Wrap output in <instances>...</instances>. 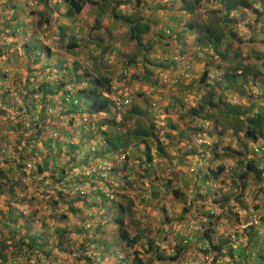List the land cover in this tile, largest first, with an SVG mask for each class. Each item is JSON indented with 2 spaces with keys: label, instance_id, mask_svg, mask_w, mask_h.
<instances>
[{
  "label": "trees",
  "instance_id": "trees-1",
  "mask_svg": "<svg viewBox=\"0 0 264 264\" xmlns=\"http://www.w3.org/2000/svg\"><path fill=\"white\" fill-rule=\"evenodd\" d=\"M44 1L46 0H40L43 5H45ZM60 1L67 9L65 18H68L71 14L78 15L86 4H93L96 7L102 6L103 8L106 7V9H109L112 21H118L126 26V40L131 44L132 51L127 55H122V53L119 54V51L113 47L114 43L109 42V46L101 48L99 58H102L104 53L107 55L116 53L121 63L119 75L123 78L127 77L126 71L129 67L140 64L142 70L139 81L142 84L146 83L152 88L159 87L153 79V76H155L153 69H164L169 63L166 65V61L157 60L154 56L150 57L153 51L152 44L148 39H144L146 33L150 29L147 21H139L134 15L124 17L120 14V10L117 9L118 5L112 4L110 0H94L93 3L91 0ZM207 1L210 0H181L184 5H188L185 7V10L192 16L196 14L197 9H204V5L207 4ZM216 1L219 6L218 11L211 12L214 13L213 16L192 19L191 23L186 27L187 30L193 31L191 35V37L193 36L191 39L192 46H196V51L203 52L200 54L195 51L196 54L191 56L192 63L190 65L187 64L186 67L189 68V71H195L201 68V73L197 80H191L187 83L185 80V85L181 87L178 84L174 85V87L177 88V94L172 95L168 103V109L173 112V114L170 116L167 115L168 117L165 114L167 120L163 127H161L162 123H152L151 117L148 116L149 109L151 108L155 112L157 111V107L155 106V100L150 101L146 97L147 95L145 96L142 88L143 86H136V91L134 95H131V98L123 96V94H113L110 79L105 77V71L103 73L102 70L104 68L98 63L100 60L92 59L91 55L87 57L86 61L90 64L89 69H92V77L85 82L84 78L89 77V75H87L85 71H82L83 73L81 76L74 78L72 82L69 81L67 86L69 85L70 87L62 91L61 97H59V105L63 106L68 104V106L63 107V109H65L63 115H65V112H84L88 115L105 113L109 115L95 123L88 122L87 126L90 129L89 132L94 131L97 138L104 139V142L108 146V149L105 151L106 156L110 154V151H116L117 149H119L117 151L119 155L123 154L118 169L111 168L110 173H107L108 177L112 176L111 179L115 178L116 186L112 184L114 180H111L108 184L109 178L105 177V175H100V167L104 166L103 162H105L103 159V149L100 150L99 154L91 153L93 151L83 154L81 149V140L84 139V137H82V126L79 127L80 132H82L78 140V142L80 141L79 145L72 142L67 143L63 140L68 138L69 134L66 128L62 127L63 129L60 130L54 138L45 140L43 146L48 153L41 157L40 162L31 163L34 169L31 175L38 177L46 173V176L44 175L41 178L38 177L41 186L39 194L42 197H45V188L48 186L45 184V180H48L50 184H52V188L55 186L48 203L52 212H55V210L60 209L62 206L64 212L77 216L83 209L90 218L80 219L74 226L72 225L68 227V229H66V227H57L54 230L53 239L49 242L46 234L31 228L21 211L10 208L6 213L5 222L1 224L2 227H9L12 230L9 229L10 233L8 237L2 238L0 236V264H45V262L47 264H59L56 263L57 257L54 255L53 250L58 251L57 253L55 252L57 255L62 254L61 252L71 255L74 261L73 264L82 261L85 264H98L106 257H109V255L117 259V264H120L123 260L122 257H119L117 254V247H119L120 250H122L123 247L132 250L131 264H143L142 257L139 253L140 251L145 252V254H150L148 260L150 259L156 262H173L181 256L189 241L184 239L182 235L178 236L174 234L177 240L174 242L176 245L173 246L172 255H163V252L158 249L153 240L141 234L143 229H136L139 224L133 217L134 213L131 210L132 202L129 196L122 192L134 194L135 197L139 199L138 201L140 203L145 202L147 205H149V200L151 202L152 200L156 201L155 203H157L160 197L169 202L173 199L172 195H175V198H179L180 203L185 200L184 197L177 196L180 194V191L172 190V185H175V182L184 181V179L179 178L176 180L173 178L172 180L170 176L166 174L164 168L159 165L158 158H164L166 154L163 152L158 139H156L157 137H155L156 135L154 132L158 131V129L168 130L167 133L163 134L167 140H171V136L169 135L171 131L177 136V140L180 141L183 139L182 137H184V130L198 133L197 137H200V135L204 136L205 132L206 134L209 133L208 130L205 131L204 124L201 123L198 127L196 126L190 129L185 128V126L181 125L184 120L193 123L194 120L198 119L199 121L205 122L206 125L209 123L211 129L218 127L217 129L223 132L231 129L229 127L230 125L221 123L216 117L213 118L212 114L215 112L220 117H225L227 119L232 117V120L235 118L236 121H233L234 126H231L232 129L230 131L233 132V134L240 133L242 138L241 151H227L226 149L222 151V157L226 158H242L246 153V142H256L257 139H264V112L252 111V104L247 105L245 108L230 107L229 103L225 102V100H228L225 99L228 95L224 96L225 91L231 90V88L235 90L237 96H240L243 93V88L247 84L253 83L258 85V87L264 86V37L258 40H255L253 37L256 33L259 34L260 30H264V0ZM237 11L240 12V14H245L246 19L249 21L248 24H244L249 31V36L246 38H241L238 33H235L236 28L234 22L230 18V14L231 12ZM203 13H205V11ZM48 19H45V23L48 22ZM94 23V28H96V21ZM63 28L64 27H58L59 34L57 44L61 46L62 42L67 40L64 49L69 52L75 49L76 45L74 39L69 37V33L66 34L62 32ZM187 30H185V33L189 32ZM108 35L109 34H107V36ZM259 35L264 36V34ZM99 40L97 36L93 39L96 47H100ZM186 42L187 41L182 39L178 43L183 46V44H187ZM257 45L258 48L263 49V52L253 55L251 47ZM24 47L26 48L24 51L26 54H34L31 61L35 64L38 61L35 54L38 55L40 48L29 44ZM44 50L46 52L44 56L48 57L49 49L45 47ZM216 63L224 65L223 69L225 73L222 76L224 79L223 83L219 81L207 82V67L209 65L215 66ZM76 69V65L73 64L71 69L73 77L77 76L75 74ZM185 71L186 70H184V76L186 77L188 74H186ZM236 72H238V74H235ZM174 74H176L175 77H177L178 73ZM134 76H128L130 84L135 83L134 80L136 78H134ZM175 80L178 81V77ZM82 82L85 84L84 88L70 94V91L74 88L73 86H76L77 83L82 84ZM65 86L66 84L61 82L55 84V88L58 91L62 90ZM32 93L40 94L41 97L52 94L51 92H44L40 86L36 88L35 91L30 90L27 94L31 95ZM55 93L53 94L56 95ZM182 93H194L195 95L193 104L188 107V110H183L180 106L183 97ZM113 95L117 99V104L110 98ZM160 96L161 94L158 93L159 99ZM1 102L2 106L8 105V103L3 100H1ZM137 102H139V104H137ZM29 106V108H25V114L28 120L27 122L29 123L28 128L33 130V137L29 139L30 141H28L26 145L29 144V142L35 144L37 140L39 141L42 136L40 134L44 131H56L55 127L46 124L45 127L41 129L38 125V121L40 117L45 118L42 115L44 112L40 110L36 113L35 105L32 102ZM82 106H84L83 109H81ZM109 108L119 113L116 111V113H109ZM165 113H167V109ZM116 115L120 117L118 122L115 121ZM34 117H36L35 120ZM65 121L69 126L73 118ZM15 125V127L19 129L25 128L19 123H15ZM26 130L25 128L24 131ZM117 132L118 134H115ZM91 137L92 134H89L84 140L88 145ZM61 146H63L67 155L71 154L66 161L67 164L65 165L64 161L63 166H60L57 161V158L63 152L60 151ZM150 146L156 151L155 155L150 154ZM262 147H258V151H264ZM124 148H127V150H124ZM54 149L56 153H54ZM127 151H135V157H132L135 164L132 163L133 165H131L130 162L128 163V157L126 156ZM192 152L194 156H198L199 160H201L204 155H210L212 159L219 158L215 150H211L210 152L203 150ZM38 153L37 147L33 146L28 155L31 158H35ZM89 153L90 155H88ZM178 157L183 158L184 154H180ZM109 161L110 163L115 162L112 160ZM259 162L260 160L258 159H247L244 164V170L239 174L238 181H230V184L235 186V193L223 195L218 199L213 198L211 200V205L217 204L222 208L223 212H226L225 210L228 209H226L227 206L225 207V204L233 201L238 204L240 208L244 209L245 206L242 204L241 197L243 188L245 187L244 184L246 183L245 178L250 174L249 177L253 183H257L260 180L262 171L257 167ZM237 163L241 165L240 161H237ZM16 167L20 169L18 168L20 167L19 164H17ZM17 171L20 174L19 177L24 175L23 173L21 174V171ZM222 171L223 166L221 165L217 166L214 171L209 169L206 174L202 175V178L200 177L201 181L203 180L206 182L209 178H211L210 180L218 179ZM7 172L11 173L9 169ZM117 172L120 173V176H118ZM2 178L5 179V176L0 172V180ZM192 178L195 181L196 176H192ZM2 184L4 185V183H0V194L5 193L12 195L11 187L8 188V191H3ZM58 185L61 187L59 188ZM56 186L58 189H56ZM107 188H109V192L106 191ZM116 188H118V193L114 192ZM22 192L23 190L19 186L16 193V201H12L11 197L9 202H14L24 207L37 200L35 196H30L29 198L25 197ZM154 207H158L157 209L155 208V212L158 216L164 212V206L155 205ZM146 208L148 207H145V209ZM257 209V206L253 208V215H255V217L257 216L254 221L258 223L259 227L264 228V214L256 212ZM186 212H188L187 208L182 207L176 221L182 219ZM207 213L210 214L212 218L210 209H208ZM224 215L228 216L227 213H223V216ZM65 218L66 215H63L59 219L64 221ZM163 218H165V221L161 224L167 222L169 225L170 222H173L167 219V217ZM208 220L209 218L207 217V219H205V221H207L205 223L207 227L202 230L201 236L195 239L193 238L195 251L203 255L213 251L216 253V257H221L222 254H219V252L222 248H225L226 251L223 256L229 258L228 264H264V233L259 235L260 233H258V229L254 227V225L243 230L242 235L244 237V243L237 242V244H234V239L227 240L226 238L215 237L211 229L213 223H211V220ZM19 221L21 224H18ZM93 221L94 223H91ZM156 222L158 223L159 219H157ZM85 223H88L87 227H85ZM108 227H111L116 235L112 244L102 241V236L106 235ZM154 230L155 233L165 231L163 227L158 226H156ZM260 240L261 243L256 246ZM205 241L207 242V246H204ZM213 241H215V243ZM112 245L114 247L113 250H111ZM100 247L104 249L100 252L101 254L96 257L95 253L99 251ZM254 248H257V251L253 252ZM103 251L106 252V254H102ZM108 252H110V254ZM214 258L215 257H212L210 264H214Z\"/></svg>",
  "mask_w": 264,
  "mask_h": 264
},
{
  "label": "rangeland",
  "instance_id": "rangeland-1",
  "mask_svg": "<svg viewBox=\"0 0 264 264\" xmlns=\"http://www.w3.org/2000/svg\"><path fill=\"white\" fill-rule=\"evenodd\" d=\"M93 1L94 0H91L92 3ZM110 1L112 4L118 5L117 9L120 10V14L124 17L134 15L139 21H147L150 29L146 33L144 39H148L152 44L153 51L150 57L154 56L157 60H162L163 62L166 61V65L169 63L164 69H153L155 75L153 76V79L159 87L152 88L146 83L142 84L139 81L142 70L140 64H136L134 67H129L126 71L127 77L123 78L119 75L121 63L118 60L116 53H112L111 55L104 53L102 58H99L101 48L109 46V42L114 43L113 47L119 51V54L122 53V55H127L132 51L131 44L126 40V26L118 21H112L110 18V10L106 9V7H96L93 4H86L78 15L71 14L68 18H65L67 9L60 0H46L44 1L45 5H43L40 0H0V172L5 176V179L2 178L0 183H4V185L2 184L3 191H8L9 187H11L10 189L12 191V195L5 193L0 194V236L2 238L8 237L10 230H12L9 227H2L1 225L5 222L6 213L10 208L21 211L27 219V222H29L31 228L46 234L49 242L53 239V233L57 227H66V229H68V227H71L72 225L74 226L80 219L90 218L89 215H87V212L83 209L77 216L64 212L62 206L60 209L52 212L48 203L55 186L52 188V184H50L48 180H45V184L48 186L45 188V197H42L39 194L41 186L38 177L41 178L44 175L46 176V173L38 177L31 175V173L34 172L31 163L40 162L41 157L48 153L43 146L45 140L54 138L63 128H66L67 133L69 134V137L63 140L67 143L72 142L79 145L80 141L78 142V140L82 135L79 127L82 126V137H84V139L81 140V149L83 154L88 153L89 151L98 152L103 149L102 140L99 137H96L94 131L89 132L90 129L88 128L87 123H95L109 115H88L84 112H65V115H63V111H65L63 107L68 106V104L63 106L59 105V97H61L62 91L67 90L70 87L69 85L67 86L69 81L72 82L74 78L81 76L83 73L82 71H85L87 75H89V77L84 78L85 82L92 77V69H89L90 64L86 61L88 56L91 55L92 59L100 60L98 63L104 68L102 70L103 73L105 71V77L110 79L113 94H123V96L131 98V95H134L136 91V86H143L142 88L145 96L147 95L146 97L150 101H156L155 106L157 107V111L154 112L150 108L148 116L151 117L152 123H162L161 127L166 123L167 119L165 117L173 114V112L168 109V103L171 96L177 94V88L174 87V85L178 84L181 87L182 85H185V80L186 83L195 80L201 73V68H198L195 71H189V68L186 67L187 64L190 65L192 63L191 56L198 52L196 51V46H192L191 39L193 36L191 37V35L193 31L187 30L186 27L191 23L192 19L213 16L214 13L211 12L218 11L219 6L216 0L207 1V4L204 5V9L198 10L196 8V14L193 16L185 10V7L188 5H184L181 0ZM204 11L205 13H203ZM230 18L234 22L236 28L235 33H238L241 38L248 37L249 31L244 24H248L249 21L246 19L245 14H240L238 11L231 12ZM45 19H48V22L45 23ZM95 21L97 24L96 28H94ZM58 27H64L62 32L66 34L69 33V37L74 39L76 45L75 49L69 52L64 49L67 40H64L61 46L57 44L59 34ZM185 30L189 32L185 33ZM107 34L109 35L107 36ZM259 34H264V30H260ZM259 34L256 33L253 36L255 40L264 37ZM96 36L100 39V47L94 45L95 42L93 39ZM182 39L187 41V44H183V46L179 44L178 42ZM27 44L40 48L38 55L35 54L38 59L35 64L31 61L34 54L29 55L24 52L26 49L24 46ZM45 47L49 49L48 57L44 56L46 55L44 50ZM251 49L253 55L255 53L261 54L263 52V49L258 48V45L251 47ZM198 53L202 54L203 52ZM174 57H176V60H173ZM73 64L77 67L75 72L77 75L76 77H73L71 73ZM184 70H186L185 73L188 74L186 77L184 76ZM174 73H178V81L175 80L177 77H175L176 74ZM222 73L223 69L219 71L221 77ZM129 75H136L134 76V78H136L134 80L135 83L130 84L128 79ZM59 82L65 83L66 86L58 91L55 88V84ZM84 85L83 82L82 84L77 83L76 86H73L74 88L70 91V94L83 89ZM39 86L42 87L44 92H51L52 96L48 95L41 97L40 94L36 93H32L31 95L27 94L30 90L35 91ZM263 91L264 86L258 87V85L253 83L247 84L243 88V96H237L235 90L231 88V93L225 99L231 97L229 99L230 107L245 108L247 105L252 104V111L264 112ZM158 93L161 94L160 99L158 98ZM110 98L115 102L117 100L114 95ZM194 98V93L183 94L180 102L181 108L183 110H188V107L193 104ZM1 100L7 102L8 105L2 106ZM227 101L226 103H228ZM31 102L35 105L36 113L40 110L44 112L42 115L45 118L40 117L38 121V125L41 129H43L46 124L55 127L56 131H44L40 134L42 136L39 141L37 140L35 144L29 142V144L26 145V143L30 141L29 139L33 137V130L28 128L29 123L27 122L28 120L26 119L27 117L25 114V108H29ZM137 104H139V102H137ZM83 108L84 106L81 107V109ZM166 109L167 113H165ZM115 111L114 113L118 112ZM212 117H216L221 123H227V125H230L229 127L231 129V126H234L232 117H229L228 119L223 118L215 112L212 114ZM35 118L36 117H34V120ZM71 118H73V121L68 126L65 120ZM119 118L120 117L116 115L118 121ZM15 123L22 124L27 130L24 131L25 128L19 129L18 127H15ZM200 123L204 124V129L205 131L208 130V134L204 131V136L200 135V137H197L198 133L187 132V130H184V137H182L183 139L180 141L177 140V136L171 131L169 132L171 140H167L163 136L164 133L168 132L167 129H158V131L154 132L163 152L166 154L164 158L157 157L159 159V165L164 168L166 174H168L172 180L173 178L176 180L179 178L184 179V181L175 182V185H172V190L180 191V194L177 196L185 198V200L181 202L183 204L179 202V198H175V195H172L173 199L169 202L160 197V200L157 203H155L156 201L152 200L151 202L149 200V205H147L145 202L140 203L138 201L139 199L136 198L134 194L122 192L127 194L132 202L131 210L134 213L133 217L139 224L136 229H143L141 234L153 240L158 249L163 252V255H172L173 246L176 245L174 242L177 240L175 239L174 234L184 236L188 233H192L193 230L188 232L187 227L189 225L194 226L199 222L203 223V220L207 219V215H209L207 213L208 209L212 208L214 210V217L217 214L219 216V218L214 219V223L216 224L214 236H227V240L233 238L234 244H237V242L244 243V237L242 235L243 231L236 227L238 221L245 224L251 219L256 220L257 216L255 217V215H253V208L255 206L258 207L256 212L264 214V151H258V147L264 146V139H257L256 142H246V153L242 158H226L222 157V151L226 149L227 151H241L242 138L240 133L233 134V132L230 131L231 129L220 132V129H217L218 127L211 129L209 123L206 125L205 122L199 121L198 119L194 120L193 123L184 120L181 125L190 129L192 127H198L201 125ZM118 132L115 134H118ZM89 134H92V137L89 140L90 143L88 145L84 140ZM33 146H36L39 151L35 158H31L28 155ZM118 150L119 149L116 151H110V154L114 153L116 155ZM124 150H127V148H124ZM197 150L209 152L215 150V153L218 154L219 158L212 159V156L204 155V157L199 160L198 156H194L192 152ZM53 151L56 153L55 149ZM60 151L63 152L59 155L57 161L60 166H63L64 161L65 165L67 164L66 161L71 154L67 155L63 146L60 147ZM155 153L156 151L150 146V154L155 155ZM180 154H184V157L179 158L178 156ZM88 155H90V153ZM126 156L128 157V163L130 162L131 165L135 164L132 160V157H135V151H127ZM247 159L260 160L257 167L258 169H261L262 173L260 180L257 183L251 181V178L249 177L250 174L245 178L246 183L244 184L245 187L243 188L241 197L242 204H244L245 208H240V206L233 201L225 204V207L227 206L226 209H228L225 210L224 207L226 212H223L222 208L217 204L211 205V200L213 198L218 199L223 195L235 193V186L231 185L230 181H238L239 174L244 170V164ZM237 161H240L241 165H239ZM17 164L20 165V167H18L20 169H17ZM119 164L120 163L116 166L117 169ZM220 165L223 166V171L218 179L210 180L211 178H209L206 182L203 180L201 181L202 175L206 174L209 169L214 171L215 168ZM8 169L11 173L7 172ZM17 170L21 171V174L23 173L24 175L19 177L20 174ZM118 176H120V173ZM192 176H196L195 181ZM111 177L112 176L108 177L109 179L107 183L109 184L111 180H114L112 184L116 186L115 178L111 179ZM17 186H20L23 190L22 194H24L25 197L29 198L30 196H35L37 200L24 207L23 205L14 202L10 203L9 199L11 197L12 201H16L17 199ZM58 187L60 188L61 186L58 185ZM58 187L56 186V189H58ZM106 191L109 192V188H107ZM114 192L118 193V188L114 189ZM155 205L164 206V212L160 214V216L155 212L158 208L154 207ZM145 207L148 208L145 209ZM182 207L187 208L188 212L183 215L182 219L176 221ZM223 213H227L228 216H223ZM63 215H66L64 221L59 219ZM163 217H167V219L172 220L173 222H170L169 225L167 222L161 224L165 221V218ZM157 219H159L158 223L156 222ZM94 221L91 223H94ZM18 224H21L20 221ZM253 225L258 229V233H260L259 235L264 233V228L259 227L258 223ZM87 226L88 223H85V227ZM156 226L163 227L165 231L155 233L154 228ZM194 228L196 227L194 226ZM106 231V235L102 236V241L112 244V241L115 240L116 236L114 230L111 229V227H108ZM261 240L256 246L261 243ZM188 241V245L175 263L148 260L150 254H145V252L140 251L139 253L142 257V262L143 264H210L212 257H215L213 259L214 264L229 263V258L223 256L226 251L225 248H222L219 252V254H222L221 257H216V253L213 251L210 252L212 257H209V254L203 255L198 251H195L193 238L188 239ZM213 242L215 243V241ZM113 248L112 245L111 250H113ZM103 249V247H100L99 251L95 253L96 257L101 254L100 252ZM116 250L118 256L122 257L123 260L120 264H131V249L123 247V249L120 250L119 247H117ZM53 251L54 255L57 257L56 263L73 264L74 261L72 260L73 258L71 255L64 252L57 255L56 253L58 251ZM255 251H257V248L253 249V252ZM108 253L110 254V252ZM102 254H106V252L103 251ZM54 255L52 254L53 257ZM117 263L118 260L109 255V257H106L98 264ZM45 264L47 263L45 262ZM77 264L85 263L82 261L77 262Z\"/></svg>",
  "mask_w": 264,
  "mask_h": 264
},
{
  "label": "clouds",
  "instance_id": "clouds-1",
  "mask_svg": "<svg viewBox=\"0 0 264 264\" xmlns=\"http://www.w3.org/2000/svg\"><path fill=\"white\" fill-rule=\"evenodd\" d=\"M218 52H219V49H218ZM173 60H176V57H174L173 58ZM171 62V61H170ZM223 67H224V65L223 64H217L216 63V65L215 66H213V65H209L208 67H207V71H208V80H207V82H209V81H219L220 83H223L224 82V79H223V77H221L220 75H219V71L221 70V69H223ZM232 72V71H231ZM225 73V71H224V69H223V73H222V76H223V74ZM235 74H238V72H236ZM220 79H221V81H220ZM197 80V79H196ZM231 93V90H227V91H225V93H224V96H226V95H229ZM231 97H229V99H230ZM229 99H228V103H229ZM225 102H226V100H225ZM230 104V103H229ZM108 112L110 113V112H112V113H114V110H111V108H109L108 109ZM257 112V111H256ZM103 114H105V113H103ZM105 118V117H104ZM223 118H225V117H223ZM101 120V119H100ZM115 121L116 122H118V120L115 118ZM233 121H236V119L234 118L233 119ZM105 127V126H104ZM101 139V138H100ZM102 140V139H101ZM102 148H103V159H104V161L105 162H103L104 163V166H101L100 168V175L102 176V175H105V177H108V174L107 173H110V169L111 168H115V169H117L116 168V166L118 165V163L122 160V156H123V154H121V155H119V153L117 152L116 153V155L113 153V154H109L108 156H106V154H105V151H106V149H108V146L106 145V143L104 142V139L102 140ZM91 153H100V151H93V152H91ZM102 154V153H101ZM109 160H112V161H115L114 163H110V161ZM118 174H119V172H117ZM116 173V174H117ZM211 210V212H212V218L210 217V214L209 215H207L208 216V218H209V220H211V223H213V226H212V231H213V233H214V230H215V227H216V224L214 223V219L215 218H219V216H218V214L217 215H215V217H214V215H213V212H214V210L211 208L210 209ZM208 220V221H209ZM204 222L203 223H201V222H199L197 225H194L196 228H194V226H192V225H189L188 227H187V231L188 232H190L191 230H193V232L192 233H188L187 235H184L183 237L184 238H186L187 239V241H188V239H192V238H197V237H200L201 236V234H202V230H204L205 229V227H207V224H205L207 221H205V220H203ZM253 224H257V223H255V221H254V219H251L249 222H247V223H241V221H238V224L236 225V227L238 228V229H240V230H245L247 227H249V226H251V225H253ZM222 238H226L227 239V236H225V237H222ZM232 240H233V238H231ZM204 246H207V242L205 241L204 242ZM209 254V257H211V255H210V252L208 253ZM180 257V256H179ZM179 257L175 260V261H173V262H168L167 261V263H175V262H177L178 261V259H179ZM211 262V261H210Z\"/></svg>",
  "mask_w": 264,
  "mask_h": 264
}]
</instances>
